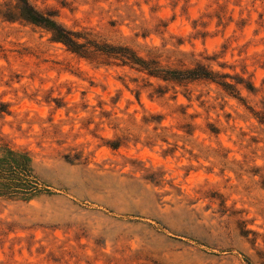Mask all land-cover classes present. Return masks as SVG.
Wrapping results in <instances>:
<instances>
[{"label":"rangeland","instance_id":"1","mask_svg":"<svg viewBox=\"0 0 264 264\" xmlns=\"http://www.w3.org/2000/svg\"><path fill=\"white\" fill-rule=\"evenodd\" d=\"M27 2L87 53L0 0V264H264V0Z\"/></svg>","mask_w":264,"mask_h":264},{"label":"trees","instance_id":"2","mask_svg":"<svg viewBox=\"0 0 264 264\" xmlns=\"http://www.w3.org/2000/svg\"><path fill=\"white\" fill-rule=\"evenodd\" d=\"M22 3L21 16L34 24L42 25L52 31L55 40L64 43L74 52H81L85 55L87 49L85 44L78 42L73 33L61 27L53 17V13H43L28 5L27 0H18ZM102 50V49H95ZM104 52L112 54L115 58L123 61L138 64L144 67L141 59L137 58L127 49L109 50ZM154 73L155 71L149 70ZM165 79L182 80L198 77L212 78L211 73L205 69H188L184 71H174L170 77ZM225 88L234 91L233 86L227 82H220ZM43 188L42 183L34 175L29 160L23 154L9 151L6 156L0 157V196L13 198L22 195L24 199H29Z\"/></svg>","mask_w":264,"mask_h":264}]
</instances>
